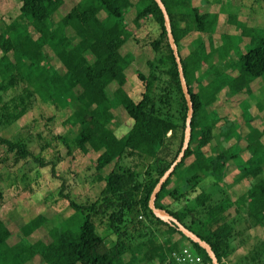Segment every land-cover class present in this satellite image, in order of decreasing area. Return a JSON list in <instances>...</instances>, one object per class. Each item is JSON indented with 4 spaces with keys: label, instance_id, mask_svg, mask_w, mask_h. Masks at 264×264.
<instances>
[{
    "label": "trees",
    "instance_id": "obj_1",
    "mask_svg": "<svg viewBox=\"0 0 264 264\" xmlns=\"http://www.w3.org/2000/svg\"><path fill=\"white\" fill-rule=\"evenodd\" d=\"M162 1L194 115L190 146L158 194L156 206L210 244L226 264L246 245L245 236L250 238L257 229L264 232V128L257 135H242L247 141L244 150L252 157L238 166L240 150L235 147L241 149L242 140L234 141L235 122L223 123L230 113L221 115L214 107L221 97L252 95L256 83L259 88L264 84V30L234 22L235 31L221 32L218 13L212 6L203 10L210 0H201V5L194 0ZM65 5L69 10L56 20ZM0 26V148L14 154L16 164L33 159L43 166L27 137L1 135L40 102L55 112L48 119L51 126L63 117L60 125L66 133L55 138L67 155H97L96 179L105 183L100 195L87 203L71 200L62 188L61 199H68L77 219L40 214L22 228L19 243H11V230L0 220V264H28L36 256L42 264H163L184 244L212 264L203 248L149 207L154 188L182 148L188 112L157 2L21 0L19 15ZM233 33L246 38L239 50ZM141 50L152 54L144 61ZM140 58V67L133 71L141 86L135 100L128 71ZM118 110L130 122L124 136L118 135L122 126H115ZM217 138L220 143L214 146ZM128 159H138L144 170L138 171L139 164L126 166ZM251 177L257 182L231 201L229 188ZM40 228L47 229L50 243L28 240ZM252 247L248 262L263 264L264 237Z\"/></svg>",
    "mask_w": 264,
    "mask_h": 264
},
{
    "label": "rangeland",
    "instance_id": "obj_2",
    "mask_svg": "<svg viewBox=\"0 0 264 264\" xmlns=\"http://www.w3.org/2000/svg\"><path fill=\"white\" fill-rule=\"evenodd\" d=\"M210 2L212 4L203 5V7H206L203 10H210L207 7L212 6L213 10L211 11L218 13L221 22L217 25V29H220L221 32H228L229 34L235 31L234 22H240L241 26H246L248 29L257 28L261 31L264 30V0H210ZM194 3L201 5V0H194ZM20 5L21 0H0V24L16 18L19 15ZM68 10L69 5H65L56 16V20ZM145 32L144 29L139 35L145 37ZM233 34L237 36L234 42L237 45L236 50H239L246 44L242 40L246 38L241 33ZM137 52L139 53L140 51L137 49ZM141 54L145 61L152 54V51L141 50ZM53 63L57 65V62L53 61ZM141 63L142 60L140 58L131 67L132 69L130 68L132 71H128L129 84L134 85L135 100L139 99L138 94L141 91V86L138 84L137 77L134 76L133 71L140 67L138 65H141ZM143 70L147 72V68ZM256 84L253 86L255 91L252 95L243 93L230 98L221 97L216 104L218 108L214 107L221 115L226 116V113H230L229 120L224 119L223 123L228 121V123L238 122L239 124H233L236 127V132L233 134L234 141L242 140L238 144L241 149L238 147H235L236 150L234 149L235 151L240 150V159L236 163L238 166L252 157L250 150H244L247 141L243 140L244 136L242 135L245 132L246 134L253 133V135H257L264 128V111L260 112V108H264V84H260V88ZM129 88L131 89V85ZM54 114L55 112L52 109L40 102H36V106L25 117L1 133L4 138L13 140L27 137L33 152L44 163L41 166L31 159L27 164H16L14 154L7 153L3 147L0 148V189L3 192V198L0 200V220H3L11 230V243L13 244L19 243L24 237L22 228L25 224L40 214L45 215L47 218H53L57 214H61L64 219L76 214L74 209L69 206L68 199H61L60 191L62 188L65 193H70L71 200L77 203H87L95 200L105 186L104 182H98L96 179L98 174L95 168L97 155H83L80 153L67 155L65 146L62 145L60 140L55 138L56 135L66 133V129L60 125L63 117L59 116L60 120L53 127L48 119ZM221 115L219 114V116ZM115 124L116 128L119 125L122 126L118 130L119 136H124L129 131L130 122H128L122 110L116 112ZM243 125V130H241L239 127ZM219 141V138L215 139L213 145H218ZM42 147L45 149L44 151H42ZM258 154L261 155V152H258ZM124 164L126 166H134L139 164V160L128 159L125 160ZM112 167L110 166L107 171ZM140 170H144L141 164L138 167V171ZM236 172L234 171L233 174ZM231 178L233 179V177ZM261 179H264V175H262ZM255 182H257L255 177L245 178L238 185L229 188L230 200L234 201ZM57 216L59 217V215ZM75 216L73 219H77ZM58 217H56L57 220L59 219ZM99 231L102 234L104 233L101 228ZM263 235L264 232L257 229L251 232L250 238L245 236L247 238L246 245L239 248L236 253L226 259V264H250L248 261L251 260L249 252L253 248L252 245L259 238L264 237ZM28 240L31 243L37 241L50 243L52 237L46 228H40ZM28 264H42V260L39 256H36Z\"/></svg>",
    "mask_w": 264,
    "mask_h": 264
},
{
    "label": "water",
    "instance_id": "obj_3",
    "mask_svg": "<svg viewBox=\"0 0 264 264\" xmlns=\"http://www.w3.org/2000/svg\"><path fill=\"white\" fill-rule=\"evenodd\" d=\"M155 1L161 8L163 15H164L167 35H168L169 43L173 50L177 65H178L181 86H182V90H183V93L185 95L187 105H188V112H187L186 126H185L182 148L176 160L173 162L170 168L163 174V176L158 181L156 187L154 188L150 201H149V207L158 218L170 223L171 225H175L178 228V230L182 232L184 235H186L192 242H194L195 244H198L201 248H203L207 252L208 256L210 257L212 264H221L216 253L210 246V244H208L205 240H203L195 232L188 229L183 223H181L176 217L171 215L169 212H167L166 210L160 209L156 206V200H157L158 194L160 193L164 184L170 178L172 173L175 171L176 167L182 162L183 158L185 157L186 151L188 150L190 146V142L192 139V119L194 115V104H193V101L190 95V90H189L187 80L185 77L182 60H181L179 50H178V45L175 41V37L173 34L168 10L162 0H155Z\"/></svg>",
    "mask_w": 264,
    "mask_h": 264
},
{
    "label": "built area",
    "instance_id": "obj_4",
    "mask_svg": "<svg viewBox=\"0 0 264 264\" xmlns=\"http://www.w3.org/2000/svg\"><path fill=\"white\" fill-rule=\"evenodd\" d=\"M163 264H206L203 257L189 244L174 251Z\"/></svg>",
    "mask_w": 264,
    "mask_h": 264
},
{
    "label": "crops",
    "instance_id": "obj_5",
    "mask_svg": "<svg viewBox=\"0 0 264 264\" xmlns=\"http://www.w3.org/2000/svg\"><path fill=\"white\" fill-rule=\"evenodd\" d=\"M199 5V4H198Z\"/></svg>",
    "mask_w": 264,
    "mask_h": 264
}]
</instances>
